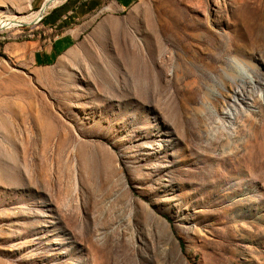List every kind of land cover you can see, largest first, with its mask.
Here are the masks:
<instances>
[{"label":"rangeland","instance_id":"1","mask_svg":"<svg viewBox=\"0 0 264 264\" xmlns=\"http://www.w3.org/2000/svg\"><path fill=\"white\" fill-rule=\"evenodd\" d=\"M109 2L0 29V264H264V0Z\"/></svg>","mask_w":264,"mask_h":264},{"label":"crops","instance_id":"2","mask_svg":"<svg viewBox=\"0 0 264 264\" xmlns=\"http://www.w3.org/2000/svg\"><path fill=\"white\" fill-rule=\"evenodd\" d=\"M138 0H110L111 10L120 13L125 12ZM62 24V23H61ZM82 23L68 31L61 32L53 38H44L26 43H9L2 47V53L9 57H19L24 51H28L27 61L33 67L49 66L75 47L83 33Z\"/></svg>","mask_w":264,"mask_h":264},{"label":"bare ground","instance_id":"3","mask_svg":"<svg viewBox=\"0 0 264 264\" xmlns=\"http://www.w3.org/2000/svg\"><path fill=\"white\" fill-rule=\"evenodd\" d=\"M55 0H46L44 3V8H43V12L41 13L40 10L38 12H36L35 14L31 15L30 17H26V18H23L21 20L19 19H14V18H8L4 21H1L0 22V29H4V28H10V27H14V26H17V25H20V24H29V23H32V22H36L38 21L42 14L45 12V10L48 8V6L50 5V3L54 2ZM43 3V4H44ZM249 64V63H248ZM247 66L249 67L250 64ZM250 68V67H249Z\"/></svg>","mask_w":264,"mask_h":264},{"label":"water","instance_id":"4","mask_svg":"<svg viewBox=\"0 0 264 264\" xmlns=\"http://www.w3.org/2000/svg\"><path fill=\"white\" fill-rule=\"evenodd\" d=\"M44 5H45V3L42 5V7L40 8V12L42 13L43 11V8H44Z\"/></svg>","mask_w":264,"mask_h":264}]
</instances>
